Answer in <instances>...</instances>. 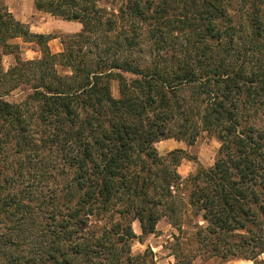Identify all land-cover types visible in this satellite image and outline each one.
<instances>
[{"label":"trees","instance_id":"1","mask_svg":"<svg viewBox=\"0 0 264 264\" xmlns=\"http://www.w3.org/2000/svg\"><path fill=\"white\" fill-rule=\"evenodd\" d=\"M34 4L82 29L54 53L0 5L15 57L0 69V264H152L133 253L132 223L153 233L187 207L207 225L203 254L264 264V0ZM16 39L41 57L23 59ZM203 132L218 157L184 179V150L155 144Z\"/></svg>","mask_w":264,"mask_h":264},{"label":"rangeland","instance_id":"2","mask_svg":"<svg viewBox=\"0 0 264 264\" xmlns=\"http://www.w3.org/2000/svg\"><path fill=\"white\" fill-rule=\"evenodd\" d=\"M0 5L8 9L14 18L24 23L31 32L49 36V46L54 53L62 51V40L65 36L78 33L82 29L81 23L77 21H67L61 17L37 10L34 0H0ZM11 43L18 44L21 57L25 60L41 57L40 49L34 42L16 39ZM14 63V55L6 54L4 49L0 47V69L8 70ZM112 93L114 97H119L118 81L112 83ZM6 98L11 102H20L24 98V93L19 88ZM177 142L170 138L156 143L155 146L161 156H166L175 149L184 150L185 154H181V156H185V158L178 166V173L184 179L195 174L200 167H212L221 146L220 141L207 132L201 133L192 145L183 141ZM189 191L190 187L187 186L182 194L185 199L188 197ZM184 210L186 213L181 216L176 224L168 217H162L153 233L143 234L139 221H134L132 227L138 238L132 244L133 253H147L152 264H175L180 258L179 252H183V255H187V258L191 259L190 264H253V262L245 259L225 260L221 257L203 254L198 237L203 231L202 228L207 225L194 209L187 207ZM38 223L41 222L38 221ZM3 225L11 224L4 222ZM231 240L237 241L238 239L232 238ZM22 247L25 248L24 245ZM260 259L264 262V254L261 255Z\"/></svg>","mask_w":264,"mask_h":264},{"label":"crops","instance_id":"3","mask_svg":"<svg viewBox=\"0 0 264 264\" xmlns=\"http://www.w3.org/2000/svg\"><path fill=\"white\" fill-rule=\"evenodd\" d=\"M176 141H177V140H176ZM178 142H179V141H178ZM178 142H177V143H178ZM139 224H140V223H139Z\"/></svg>","mask_w":264,"mask_h":264}]
</instances>
